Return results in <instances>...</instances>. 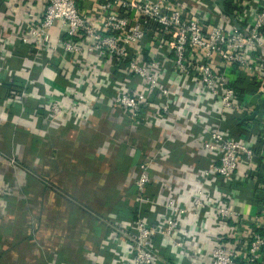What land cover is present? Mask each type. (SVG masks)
<instances>
[{
	"label": "built area",
	"instance_id": "1",
	"mask_svg": "<svg viewBox=\"0 0 264 264\" xmlns=\"http://www.w3.org/2000/svg\"><path fill=\"white\" fill-rule=\"evenodd\" d=\"M32 1L40 11L19 20L12 0H0L9 11L0 13L7 20L0 24V88L27 78L23 91L5 96L36 100L52 124L87 123L97 106L157 131L168 118L169 138L191 133L193 157L208 158L199 173L183 163L156 168L161 148L151 145V154L158 148L153 159L132 178L140 200L135 220L107 237L111 264H264V198L250 197L264 155L231 129L250 131L255 110L264 127V0ZM5 35L13 41L4 43ZM20 47L31 59L15 68L10 61L22 62ZM50 69L63 89L47 83L57 81ZM157 183L165 193L186 184V199L151 196ZM145 204L162 207L157 225L143 214Z\"/></svg>",
	"mask_w": 264,
	"mask_h": 264
},
{
	"label": "crops",
	"instance_id": "2",
	"mask_svg": "<svg viewBox=\"0 0 264 264\" xmlns=\"http://www.w3.org/2000/svg\"><path fill=\"white\" fill-rule=\"evenodd\" d=\"M219 4L229 13L230 5L226 1ZM9 6L19 11V20L26 19L30 11H40L32 0H12ZM8 12L0 4V13ZM6 23L7 20L3 23L0 19V24ZM3 41L13 40L5 35ZM30 54L28 48L20 47L16 57L19 55L22 62L10 61V64L19 68L24 61H30ZM48 72L53 73L51 69ZM53 75L57 81H47L49 86L63 89L60 83L63 81ZM26 80L23 77L11 88L23 91ZM4 88H0V264H111L114 242L107 237L110 233L113 236L120 224L135 220L140 200L132 178L146 158L153 159L152 154L158 148L151 154V145L159 142L157 145L161 148L162 156L154 163L156 168L183 163L199 173L208 163L205 154L193 157L192 151L198 142L192 139L191 133L177 132L169 138L173 123L168 118L162 120L160 130L149 133L134 123L122 126L125 123L117 116L98 113L108 112V108L97 106L95 116L87 123L52 124L46 120L36 100L15 103L10 96H3ZM247 89L248 86L242 87L243 93L250 95ZM252 116L248 118L250 131L234 124L231 129L251 140L257 152L264 155V127L256 115L251 119ZM126 130L135 135L139 145L111 143L115 135ZM172 152L180 159L174 160ZM11 158L15 159L17 167H13ZM255 174L256 193L250 197L261 203L263 162ZM241 187L238 186V190ZM186 188V184H181L165 193L164 187L157 183L149 194L171 193L185 200ZM4 190L8 193L2 195ZM257 193L261 195L259 199L254 195ZM119 205L127 208L125 214L114 212ZM142 212L155 226L162 207L145 204ZM185 223L189 226L187 223H192V219Z\"/></svg>",
	"mask_w": 264,
	"mask_h": 264
},
{
	"label": "trees",
	"instance_id": "3",
	"mask_svg": "<svg viewBox=\"0 0 264 264\" xmlns=\"http://www.w3.org/2000/svg\"><path fill=\"white\" fill-rule=\"evenodd\" d=\"M15 82H17V81H15ZM15 82H13V84L15 83ZM15 85V84H14ZM7 86H10V87H7ZM6 87L7 88H4V95H5V93L8 91V89H10L11 88V84H6ZM98 113H103L102 111H99ZM114 114V116L116 117H118V120H120L122 123H125V124H121L122 126H127V123H126V120H124L125 118H124V116H123V114H121L120 112H119V114L117 113L116 114V112H114L113 113ZM135 125H136V123H135ZM137 126H140L139 128H141L142 130H145V131H148L149 133H153L154 132V130L153 129H151V128H148L147 126H145V124H142V123H139V124H137ZM128 132H130L129 130H126V132H123V133H128ZM123 133H119V134H123ZM135 138L136 137H134V139L131 141V146H135V145H137L138 144V142L135 140ZM117 140H120L118 137H117V135H115L114 136V139L112 140L111 139V143H114V142H117ZM139 145V144H138ZM122 146H126V145H122ZM174 152H177L175 149H174ZM174 152H172L173 153V155H174V160H177L180 156H178V155H176V154H174ZM180 159V158H179ZM178 161H180V160H178ZM178 161H176V162H178ZM181 162H183V161H181ZM117 212L119 215H123V214H125V212L127 211V208L126 207H124V206H117V208H115V210H114V212Z\"/></svg>",
	"mask_w": 264,
	"mask_h": 264
},
{
	"label": "rangeland",
	"instance_id": "4",
	"mask_svg": "<svg viewBox=\"0 0 264 264\" xmlns=\"http://www.w3.org/2000/svg\"><path fill=\"white\" fill-rule=\"evenodd\" d=\"M117 137L120 139L119 141L117 140V145L124 144L126 146H129L131 144V141L134 139L135 135L131 132H128L123 134H117Z\"/></svg>",
	"mask_w": 264,
	"mask_h": 264
},
{
	"label": "water",
	"instance_id": "5",
	"mask_svg": "<svg viewBox=\"0 0 264 264\" xmlns=\"http://www.w3.org/2000/svg\"><path fill=\"white\" fill-rule=\"evenodd\" d=\"M256 99H257V98H254V99H253V102H256ZM256 113H257V111H256V112L253 114V116L250 117V118H251V119L254 118V116L256 115Z\"/></svg>",
	"mask_w": 264,
	"mask_h": 264
}]
</instances>
